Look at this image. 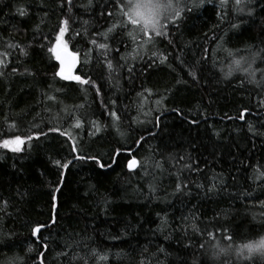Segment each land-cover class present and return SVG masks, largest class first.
<instances>
[{
  "label": "trees",
  "instance_id": "obj_1",
  "mask_svg": "<svg viewBox=\"0 0 264 264\" xmlns=\"http://www.w3.org/2000/svg\"><path fill=\"white\" fill-rule=\"evenodd\" d=\"M127 3L0 0V264H264L238 251L264 233V0H205L161 36ZM65 18L94 84L56 75Z\"/></svg>",
  "mask_w": 264,
  "mask_h": 264
},
{
  "label": "snow or ice",
  "instance_id": "obj_2",
  "mask_svg": "<svg viewBox=\"0 0 264 264\" xmlns=\"http://www.w3.org/2000/svg\"><path fill=\"white\" fill-rule=\"evenodd\" d=\"M243 0H235L236 5H241ZM248 4L252 2V0H246ZM89 5H91L92 0H88ZM205 3V0H192L191 7H189L187 4H184L183 6L177 0V3H173L172 0H167V3H163L162 0H134L133 3L130 4V6L126 7V5L121 7V12L127 16L128 21L132 25H137L140 28H143V32L145 34L149 33H155L156 36H161V35H167V33L163 32L161 29L163 28V25L161 24V16L165 15V18H171L173 21L179 19L181 17V13L187 9L188 11H191L192 8L199 7L201 4ZM221 3H224V0H221ZM68 4H72V0H68ZM126 9V11H125ZM243 8H237V11H242ZM71 11V7H69V12ZM251 11V9H249ZM20 14L24 15V11L20 10ZM87 23V22H85ZM68 26H69V19L65 18L62 21V26L60 27L59 34L56 37V47L53 49H50V51L54 52L55 58L60 62V68L59 71L56 73V75L60 76L63 80L66 81H76L79 84L82 85H87V84H94V81H91L90 79H84L80 75L73 74V69L76 68L77 62H78V57L76 53L70 52L68 50V44L64 40L65 33L68 31ZM237 27V25H233V28ZM111 31V29H109ZM131 36L132 33H129ZM93 44H96V40H92ZM108 45L105 43L99 44V48L105 49L107 48ZM21 52L24 55H27V53L21 49ZM231 54V53H230ZM155 55V53H153ZM258 55V54H256ZM165 60H167L166 56H163L161 59V63H163ZM242 60L244 58L242 57L241 59H236L234 60V65L236 68L240 69L241 71L245 73H249L250 69L252 68V64L248 63L247 67H241L242 65ZM2 63V61H0ZM107 66L109 69L113 68V64L111 60L107 61ZM235 69H233L231 66L229 67L228 72L226 73L227 76H231L232 72ZM15 72L16 70L13 69ZM129 71H131V68H129ZM252 77H255V72L252 71L250 73ZM0 75H3V73H0ZM194 75V73H193ZM98 91V90H97ZM51 99V97H49ZM157 103H160V101H157ZM179 111V110H176ZM110 115L114 118L115 121L119 120V117L117 116L116 112L113 111L110 113ZM240 119H244V115L241 114ZM192 123H196V121H193ZM77 128L81 127V122L79 119L76 121ZM53 131H58V129H51ZM97 131H100V128L97 127ZM251 130V128H250ZM28 140H31L32 137L29 136L27 137ZM24 144V139H22L20 136H16L15 139L13 140H4L2 142V146L5 148H10L11 151L13 152H20L22 150L21 146ZM76 150L75 144L73 145V151ZM119 154V153H117ZM76 159L79 160H96L97 163L99 164L100 168H104L105 165L103 163H99V160L97 157H87V156H77ZM115 162V161H113ZM57 165H60V161H55ZM70 163V162H69ZM136 161L133 159L129 163V167H133L135 165ZM64 168L68 167V163H65L63 165ZM107 167H111V165H108ZM63 181L61 180V185ZM180 185H177V188L179 189ZM56 193L60 192V187L58 186L55 189ZM53 201H56V195L54 194L52 197ZM55 207V204H54ZM52 223H56L55 218H53ZM45 227V225H39L33 230V235H36V233H39L41 231V228ZM47 247V245H45ZM250 248V245H242L241 248L238 250L240 252H243L244 248ZM31 251V248L29 249ZM221 251H224V249H221ZM42 264V262H41Z\"/></svg>",
  "mask_w": 264,
  "mask_h": 264
},
{
  "label": "clouds",
  "instance_id": "obj_3",
  "mask_svg": "<svg viewBox=\"0 0 264 264\" xmlns=\"http://www.w3.org/2000/svg\"><path fill=\"white\" fill-rule=\"evenodd\" d=\"M133 2L134 0H128L126 7L130 6V4ZM162 2L165 4L167 3L166 0H162ZM140 30L142 31L143 28H140ZM243 245H250V248H244L246 258H250L253 256H264V233L252 238L251 240L245 242Z\"/></svg>",
  "mask_w": 264,
  "mask_h": 264
},
{
  "label": "water",
  "instance_id": "obj_4",
  "mask_svg": "<svg viewBox=\"0 0 264 264\" xmlns=\"http://www.w3.org/2000/svg\"><path fill=\"white\" fill-rule=\"evenodd\" d=\"M69 50V49H68ZM70 52H72L71 50H69ZM74 53V52H73ZM60 63V62H59ZM77 65H78V62H77ZM77 65H76V68H77ZM76 68L75 69H73V73L75 72V70H76ZM133 159H135V161H136V163H135V165L133 166V167H129V163L133 160ZM129 163H128V168L130 169V170H135L137 167H138V160L136 159V158H132L130 161H129ZM42 229V228H41ZM38 233H36V235H37Z\"/></svg>",
  "mask_w": 264,
  "mask_h": 264
},
{
  "label": "rangeland",
  "instance_id": "obj_5",
  "mask_svg": "<svg viewBox=\"0 0 264 264\" xmlns=\"http://www.w3.org/2000/svg\"><path fill=\"white\" fill-rule=\"evenodd\" d=\"M245 0H243V2H244ZM173 2V1H172ZM166 15V14H165ZM165 15H162L161 16V19L163 18V20L165 19ZM167 19V18H166ZM65 40V39H64ZM56 43H57V41H56ZM56 43H55V45H54V48L56 47ZM68 49L70 50V48H69V46H68ZM77 57H78V64H79V56L77 55ZM73 74H76V72H74ZM77 75V74H76ZM22 147V146H21Z\"/></svg>",
  "mask_w": 264,
  "mask_h": 264
}]
</instances>
